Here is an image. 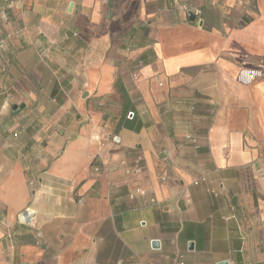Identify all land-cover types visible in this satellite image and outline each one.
Segmentation results:
<instances>
[{
    "label": "crops",
    "instance_id": "1",
    "mask_svg": "<svg viewBox=\"0 0 264 264\" xmlns=\"http://www.w3.org/2000/svg\"><path fill=\"white\" fill-rule=\"evenodd\" d=\"M224 261L264 264V0H0V264Z\"/></svg>",
    "mask_w": 264,
    "mask_h": 264
},
{
    "label": "built area",
    "instance_id": "2",
    "mask_svg": "<svg viewBox=\"0 0 264 264\" xmlns=\"http://www.w3.org/2000/svg\"><path fill=\"white\" fill-rule=\"evenodd\" d=\"M7 1H11V0H7ZM11 4H13V2H11ZM183 11L188 14V13H193L195 15H199L200 14V11L197 10V9H194V8H191V7H188V6H184L183 7ZM3 43V42H2ZM1 43V44H2ZM254 74L253 73H249L248 74V79H251L253 78Z\"/></svg>",
    "mask_w": 264,
    "mask_h": 264
},
{
    "label": "water",
    "instance_id": "3",
    "mask_svg": "<svg viewBox=\"0 0 264 264\" xmlns=\"http://www.w3.org/2000/svg\"><path fill=\"white\" fill-rule=\"evenodd\" d=\"M189 16H190L192 21L195 19L193 14L190 13ZM152 245H153L154 248H158L160 246V242L156 240V241L153 242ZM219 264H229V263L227 261H224V262H221Z\"/></svg>",
    "mask_w": 264,
    "mask_h": 264
}]
</instances>
